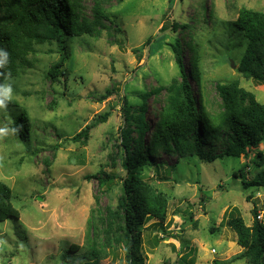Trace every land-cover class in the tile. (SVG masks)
<instances>
[{
  "label": "rangeland",
  "instance_id": "obj_1",
  "mask_svg": "<svg viewBox=\"0 0 264 264\" xmlns=\"http://www.w3.org/2000/svg\"><path fill=\"white\" fill-rule=\"evenodd\" d=\"M80 3L89 21H95L98 11H104L108 20L103 21L104 27L96 25L94 36L67 42L69 55L60 67L65 74L46 75L62 55L55 43L44 44L36 47L31 66L6 86L10 98L28 113L31 141L30 145L19 141L11 134L8 119L0 118V181L12 189V204L20 213L17 220L0 222V264H62L63 250L70 244L79 247L71 256L87 250L93 237L91 220L116 210L119 181L125 175L118 149L120 129L128 125L121 110L123 98L137 104L140 94L151 92L145 112L151 128L144 133L148 144L157 121L153 111L168 97L165 88L172 79L182 80L174 50L177 39L194 48L184 47L181 61L195 95L190 58L195 54L199 59L200 85L209 112L222 110L216 84L231 80L264 103V84L237 71L244 47L233 42L236 34L231 25L242 7L264 12V0ZM106 112L107 120L92 127L86 141L71 139ZM132 134L135 138L136 133ZM259 149L264 152V145ZM151 157L163 169L172 165L174 169L166 179L159 178L162 172L156 174L152 167L143 175L168 198L165 232L158 233L150 225L155 220L144 224L140 241L144 264H183L182 256L188 251H194L195 264L228 261L240 253L243 248L224 218L236 207L250 225L255 206L258 219L264 222V186L244 188L239 176L247 163L246 180L264 177V164L255 167L251 153L212 162L161 150ZM100 172L115 173L116 183L109 189L100 185ZM112 221L114 236L119 223L115 217ZM105 250L99 264H127L121 246L112 243ZM226 264L248 263L240 259Z\"/></svg>",
  "mask_w": 264,
  "mask_h": 264
},
{
  "label": "trees",
  "instance_id": "obj_2",
  "mask_svg": "<svg viewBox=\"0 0 264 264\" xmlns=\"http://www.w3.org/2000/svg\"><path fill=\"white\" fill-rule=\"evenodd\" d=\"M104 20H108L107 15L98 11L95 21H89L82 12L80 0H0V118L8 119L11 134L19 141L30 145V118L27 111L19 108L6 93V86L25 67L31 66L36 47L44 44L55 43L62 55L46 75L55 77L65 74L60 67L69 55L67 42L84 35L94 36L96 25L104 27ZM231 25L236 34L233 42H241L244 47L237 71L246 79L264 84V12L242 7ZM182 40L177 39L174 46L182 80L172 79L165 88L168 97L162 107L153 111L157 121L148 144L144 133L151 128L145 112L146 100L151 92L140 94L137 104L123 98L121 110L128 125L120 129L118 149L125 175L119 181L117 208L112 212L108 210L103 218L91 220L92 243L77 257L71 256V253L79 247L70 244L63 250L62 264H99V259L107 253L105 248L111 247L112 243L124 249L127 264H144L140 250L144 224L155 220L150 225L156 226L158 233L165 232L163 223L167 218L168 198L156 191L143 175L152 167L156 174L162 172L159 178L166 179L174 169V165L163 169L152 160L151 156L159 150L179 158L197 156L205 162L225 156L247 157L251 153L255 155L251 159L255 167L264 164V152L259 149L260 145H264V103L241 87L237 80H231L216 84L222 110L215 114L209 112L200 85L199 59L195 54L190 58V76L197 82L198 95L193 93L183 70L182 49L194 48L189 42L181 44ZM108 116V112L98 115L71 139L86 141L90 129L105 122ZM133 132L136 133L135 138L132 137ZM28 151L35 155L34 151ZM248 167L249 164L245 163L239 169L243 187L264 186V177H258L260 175L246 180ZM97 177L100 185L108 189L117 178L115 173L107 172H100ZM12 197L10 186L0 181V222L7 218H19L20 213L12 204ZM252 215V223L247 225L236 207L227 212L224 223L235 233L243 250L228 261L214 260L213 264L240 259L248 264H264V222L258 219L259 212L255 206ZM113 217L119 223L114 236L111 235ZM193 252L188 251L182 256L183 264H195Z\"/></svg>",
  "mask_w": 264,
  "mask_h": 264
},
{
  "label": "water",
  "instance_id": "obj_3",
  "mask_svg": "<svg viewBox=\"0 0 264 264\" xmlns=\"http://www.w3.org/2000/svg\"><path fill=\"white\" fill-rule=\"evenodd\" d=\"M230 64H231V67H234L233 60L232 59H230Z\"/></svg>",
  "mask_w": 264,
  "mask_h": 264
},
{
  "label": "built area",
  "instance_id": "obj_4",
  "mask_svg": "<svg viewBox=\"0 0 264 264\" xmlns=\"http://www.w3.org/2000/svg\"><path fill=\"white\" fill-rule=\"evenodd\" d=\"M258 218H259V215H258Z\"/></svg>",
  "mask_w": 264,
  "mask_h": 264
}]
</instances>
